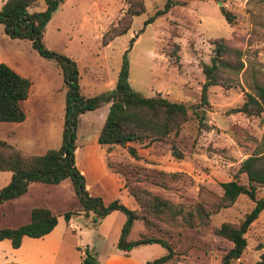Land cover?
Listing matches in <instances>:
<instances>
[{"label": "rangeland", "instance_id": "1", "mask_svg": "<svg viewBox=\"0 0 264 264\" xmlns=\"http://www.w3.org/2000/svg\"><path fill=\"white\" fill-rule=\"evenodd\" d=\"M165 2L144 0L145 11L132 18L128 31L115 37L108 46H102L101 36L125 12V0H63L44 28L42 43L47 49L63 54L76 63L80 89L85 95L93 96L105 91L104 82L111 85L123 54H126L128 81L134 91L145 96L161 95L187 105L200 103L204 82L200 63H210L214 41L223 38L242 49L244 68L239 75V83L230 88L210 86L207 90L208 105L201 107L204 110L202 119L189 109V118L175 138L183 152L182 158H175L171 154L170 143L161 141L129 143L135 148L138 159L126 147L114 145L106 151L105 160L121 175L124 183L147 188L170 200L182 210L181 215L185 218L189 212L195 213L197 202L221 193L220 183L233 179L240 162L254 149L253 140L259 139L264 131V113L247 117L239 112L227 111L239 106L246 92L253 91L254 84H264V0H177V4L172 5L166 13L156 15ZM220 5L235 14L233 24L225 21L219 11ZM42 10L43 0H38L36 5L29 8L30 12ZM151 16L154 19L145 24V20ZM132 38L134 41L130 44ZM174 44L178 45V59L167 54ZM0 59L7 65L15 63L23 71L18 73L32 81L29 93L36 95V100L24 104L31 126L37 128L35 122L38 129L46 126L51 131L56 130L58 143L61 142L66 88L60 67L54 60L40 56L29 40L7 36L1 24ZM91 72L103 81H93ZM57 111L61 124L54 116ZM105 111L107 105L85 112L80 121L78 117L76 135L77 132L80 134L77 146L79 161L93 153L90 141L99 132V124L96 123L100 121L99 115ZM103 122L100 121V127ZM14 124L17 123L0 121V126H3L0 127V138L5 139L1 136L3 130ZM94 124L96 126L91 129ZM154 169L179 175L171 177L162 174L153 178L151 174ZM152 179L163 185L155 184ZM239 181L246 184V176L240 175ZM42 193H30L26 202L2 205L0 228L16 227L28 221L26 207L43 206L48 197L54 200L56 210H69L75 204L76 194L68 178L55 184L48 193ZM256 197L264 198V186L257 187ZM253 205L252 200L241 194L233 205L211 214L207 224H202L195 215L189 223L180 219L181 225L176 228L179 234L173 238L164 235L175 245L176 263L220 264L221 256L230 243L215 235L212 227L224 221H239ZM108 214L95 226H92L93 212L74 219L81 232H67L65 240L69 243L63 246L58 256L66 257L68 264H74L78 255L76 246L80 245L84 250L88 248V254L94 258L102 256L109 249H116L120 218L125 221L126 216L121 211ZM59 222L62 228L63 215ZM141 233L146 236L163 235L157 228L147 227ZM245 236L247 246L233 264H252L258 259L261 251L258 246L264 245V208ZM135 237L131 229L129 239ZM5 244L8 243L0 241V264H15L10 263L15 250L10 243ZM130 252L136 257L152 260L164 255L165 248L157 243L142 244Z\"/></svg>", "mask_w": 264, "mask_h": 264}, {"label": "trees", "instance_id": "2", "mask_svg": "<svg viewBox=\"0 0 264 264\" xmlns=\"http://www.w3.org/2000/svg\"><path fill=\"white\" fill-rule=\"evenodd\" d=\"M38 0H5L0 8V24L4 33L13 39L29 40L31 47L43 58L52 59L60 67L66 88L65 112L62 128V142L59 148H50L43 154L33 155L16 148L9 142L0 139V171H10L11 180L0 188V204L17 198L27 192L33 182L57 184L64 179H70L72 188L79 201L84 215L94 213L93 225L113 210L121 211L126 219L121 227L116 248L124 254L141 244L157 243L165 248V254L147 260L145 264H176V250L172 240L176 228L181 225L180 219L186 223L197 216L202 224H207L211 214L223 208L230 207L239 195L244 194L254 202L253 207L237 222L224 221L219 226L212 227L215 235L230 243V247L222 254L220 264H233L241 257L246 246V232L264 208V198H257L258 186H264V131L259 139H254L252 152L239 164L233 179L220 183L221 193L214 194L208 200L197 202L195 213L189 212L183 217L182 210L170 200L155 194L151 190L124 183V187L135 199L138 208L129 209L119 199L105 204L101 196L91 195L86 190L84 176L75 164L76 127L78 116L86 111L95 110L102 104L109 103V108L98 133L97 142L106 151L114 145L126 147L136 159L139 158L134 147L129 143H152L155 141L169 142L171 154L180 159L183 157L175 138L179 135L182 125L189 118V109L204 117L202 106L208 105L207 90L213 85L230 88L239 83V75L244 68L243 51L233 46L228 40L219 38L214 41L213 55L210 63L201 62L200 68L204 75L201 86L200 103L187 105L184 102L171 101L161 95L145 96L134 91L128 81L129 63L123 54L122 63L117 73L113 89L100 94L85 97L80 90L79 72L76 63L69 57L47 49L42 43L43 32L53 12L63 0H43L44 10L29 12L28 7ZM127 8L118 21L109 27L101 36V45L106 46L115 37L125 34L134 16L145 11L144 0H125ZM177 0H166L164 7L156 15L166 13ZM219 11L228 24H233L235 14L223 5ZM154 19L151 16L145 24ZM134 41L131 39L130 44ZM174 44L167 54L178 59ZM31 81L17 73L7 64L0 62V121L21 122L26 114L22 102L27 99ZM244 101L229 113H242L247 117L260 116L264 113V84L253 85L252 92H246ZM197 109V110H196ZM197 111H200L197 112ZM200 124L203 125L202 122ZM111 169L117 172L112 165ZM151 176L167 174L171 177L179 175L176 172L165 173L162 170H152ZM245 175L247 183L239 181L240 175ZM155 184H160L152 179ZM78 211V210H77ZM76 210H66L62 213L68 221ZM135 220H139L146 228H157L162 236H146L139 233L138 238L128 239L129 232ZM57 224V215L49 208L35 206L30 210L28 222L16 227L0 228V240L9 239L13 248H18L23 236L42 237L49 233ZM168 229H164L162 226ZM258 259L252 264H264V245L259 244ZM88 251L81 258L80 264H95L88 257Z\"/></svg>", "mask_w": 264, "mask_h": 264}, {"label": "crops", "instance_id": "3", "mask_svg": "<svg viewBox=\"0 0 264 264\" xmlns=\"http://www.w3.org/2000/svg\"><path fill=\"white\" fill-rule=\"evenodd\" d=\"M4 1L5 0H3L0 3V8H1V5L4 3ZM36 4L37 2L29 6L28 11L30 7ZM2 60L3 59H0V62H2ZM11 64L12 66L11 65H8V66L14 69L17 73L18 72L23 73V71L19 67H17L15 63L11 62ZM93 73L94 72L90 73L92 75L91 77L93 81L95 82L103 81L100 76L98 77L94 75ZM116 78H117V74L115 78L112 77L111 85L104 82V86L106 90L113 89L115 82H116ZM31 85H32V81H31ZM81 93L85 97H91L89 95H85L82 91ZM36 97H37L36 95L31 96V93H29L27 99H25L22 102V107L26 114L25 119L21 122H16L17 124H14V126L11 128H8V127L5 128V131L3 130V135L1 136L5 138L3 140L9 142L10 144L14 145L18 149H21L29 154L40 155L50 148L57 149L60 147L61 142H62V129H61V142L59 141L58 143V139H57L58 136L56 135L57 133L56 130L53 129V131H51V129H49V127L46 128V126H43L40 129H38L39 127L35 124V122H34V125L37 128L31 126V122H29V115L27 111L25 110L24 104L28 101L29 102L32 101L34 103L36 100ZM103 105H107V111H108L109 103L102 104L100 107H102ZM100 107H98L95 110H91V111H96ZM107 111L102 112L99 115V120L101 122L102 120H105ZM64 112H65V107H64V111H62V128H63V122H64ZM34 113H35V110H34ZM57 113L58 111L54 112V116L56 119L59 120V124H61L60 123L61 119L58 118ZM84 113H81L78 116L79 121L82 119ZM100 121L96 123V124H99V129H98L99 131L101 129ZM53 125L55 127L56 122ZM95 126H96L95 124L93 126L91 125V129H93ZM0 127H3V126H0ZM98 133L99 132L97 131L94 135V139L90 141L92 145L90 147L93 153L89 154V157L87 155L84 156L83 158H81L82 160L80 161L77 158V155H78L77 146L79 143L80 134L77 132V135H76V140H75L76 149L74 151L75 157H76L75 164H76V167L81 172V174L84 176L86 190L91 195L101 196L105 204L109 203L110 201L114 199H119V201L123 203L126 207H128L129 209L138 208V205L135 199L128 192V190L124 187V182L122 180L121 175L118 172L113 171L111 167L108 165L107 161L105 160L106 150L104 147H101V145H99V143L97 142ZM85 143L86 142H84V144ZM10 180H11L10 171H0V188L8 184ZM54 186L55 184L33 182L29 184V187L26 193H24L23 195L17 198L3 202L2 204H0V207L6 203L14 205L15 202H24V201L26 202L27 197L28 195H30V193L36 194V195H38L41 192L48 193L50 190H53ZM74 203L75 204L72 207V209H70L71 208L70 207L69 210H76V211L78 210V211L68 221L64 219V226L60 228V222H59L60 216L62 215L64 211L68 209L56 210L54 200L48 197L46 203H44L42 207L49 208L54 214L57 215V224L54 226V228L49 233L45 234L42 237L35 238V237L23 236L20 246L18 248L13 249L15 250L14 251L15 253L11 254V256H13L12 257L13 261H11L10 263L14 262L15 264H68L69 261L66 257L61 258L58 256L63 246L69 243L65 240V235L67 234L68 231L72 233H76L77 231L81 232V228H77L78 226L74 224L73 220L80 219V218H83L84 216H87V215H84L83 212L79 211L80 207H78L79 204H77L78 199L76 195H75ZM33 207L32 206L29 208L26 207L28 218L30 216V210ZM117 211L118 210H115L112 212H117ZM89 213H92V212L90 211ZM139 222H140L139 220H135L131 227L132 231L135 232L136 234L135 239L138 238L139 233L143 232L144 230L143 224L142 223L140 224ZM123 223L124 221L122 220V218H120V223L118 225L120 226V230H121ZM92 226H95V225L92 224ZM99 236L103 237L102 234H99ZM128 239H129V235H128ZM130 240H134V239H130ZM0 241L1 243H8L5 245H9L10 243L9 239H3ZM77 248H79V250ZM86 250L88 251V248ZM19 251H22V252L20 253ZM130 251L126 255L122 251L118 250L117 248L111 249V250L109 249L107 253L102 254V256L96 257V259L98 260V263H95V264H145V262L147 261L145 260V258L136 257L132 255V252ZM76 252L78 253V255L76 257V261L74 264H80L81 258L85 255V250L82 249V247L79 245V246H76ZM165 264H172V263L169 262ZM176 264H183V263L177 262Z\"/></svg>", "mask_w": 264, "mask_h": 264}, {"label": "water", "instance_id": "4", "mask_svg": "<svg viewBox=\"0 0 264 264\" xmlns=\"http://www.w3.org/2000/svg\"><path fill=\"white\" fill-rule=\"evenodd\" d=\"M87 257H88L90 260H92L93 262L98 263V260H97L96 258H94L93 256H91V255L88 254Z\"/></svg>", "mask_w": 264, "mask_h": 264}]
</instances>
